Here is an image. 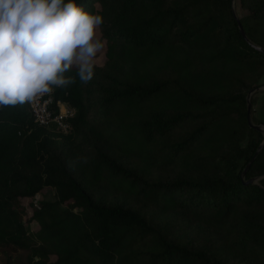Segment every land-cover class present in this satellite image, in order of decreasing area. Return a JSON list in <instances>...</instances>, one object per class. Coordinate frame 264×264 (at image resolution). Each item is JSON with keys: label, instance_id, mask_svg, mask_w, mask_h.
I'll list each match as a JSON object with an SVG mask.
<instances>
[{"label": "trees", "instance_id": "16d2710c", "mask_svg": "<svg viewBox=\"0 0 264 264\" xmlns=\"http://www.w3.org/2000/svg\"><path fill=\"white\" fill-rule=\"evenodd\" d=\"M76 2L103 18L104 69L52 91L76 109L67 134L27 103L0 108V264H264V144L241 177L264 139L246 119L264 53L233 1ZM237 2L264 47V0ZM45 187L55 199L25 219ZM178 211L220 240L185 242L165 217Z\"/></svg>", "mask_w": 264, "mask_h": 264}, {"label": "clouds", "instance_id": "9594fccd", "mask_svg": "<svg viewBox=\"0 0 264 264\" xmlns=\"http://www.w3.org/2000/svg\"><path fill=\"white\" fill-rule=\"evenodd\" d=\"M100 15L76 0H0V108L81 84L94 76L105 43Z\"/></svg>", "mask_w": 264, "mask_h": 264}, {"label": "rangeland", "instance_id": "374dc122", "mask_svg": "<svg viewBox=\"0 0 264 264\" xmlns=\"http://www.w3.org/2000/svg\"><path fill=\"white\" fill-rule=\"evenodd\" d=\"M233 9L237 16H240L244 14V10L239 6L237 0H233ZM97 36L105 43V39L101 35L100 28L97 30ZM106 46V44H105ZM105 47L101 50L100 53H98L97 59H96V67L94 72L99 73L104 69L105 65ZM264 82V77L262 79ZM100 81L94 80V83L91 84L93 93L90 95L89 100L90 101H97L98 98V85ZM264 85L261 86L258 90L254 91L250 97L251 102V111L250 116L252 122L255 124H260L264 128V96L263 91ZM95 104V103H94ZM99 116L98 106L95 104L94 107L91 109L90 117L92 120L97 119ZM263 133V132H262ZM245 144V142L243 143ZM55 191L51 187H45L42 191L37 193L33 197H27L22 198L21 202L23 205V208L25 210L24 218H28V216L31 214V208L34 204H37L41 200H53L55 199ZM115 199L126 205V207H133L136 204L129 199H125L122 197H115ZM166 220H169L170 224L173 225L175 228V232L186 242L191 241L194 244H199L200 242H206V241H218L220 240L221 236L219 231H217L212 226L203 223L200 220H196L195 218H192V216H189L183 211H178L172 214H168L165 216ZM28 228L36 229V224H30L27 223ZM10 254L14 258H24L26 256V253L23 251H16V252H10Z\"/></svg>", "mask_w": 264, "mask_h": 264}, {"label": "built area", "instance_id": "2783aa9c", "mask_svg": "<svg viewBox=\"0 0 264 264\" xmlns=\"http://www.w3.org/2000/svg\"><path fill=\"white\" fill-rule=\"evenodd\" d=\"M33 121L43 127H51L54 131L67 134L71 129V119L76 109L60 99L55 100L52 92L37 95L27 102Z\"/></svg>", "mask_w": 264, "mask_h": 264}, {"label": "water", "instance_id": "95a60500", "mask_svg": "<svg viewBox=\"0 0 264 264\" xmlns=\"http://www.w3.org/2000/svg\"><path fill=\"white\" fill-rule=\"evenodd\" d=\"M232 1H233V0H232ZM233 12H234V9H233ZM234 17H235V19H236V21H237V24H238V27H239V31H240L241 35L243 36V38H244L247 42H249V43H250V44H251L256 50H258V51L264 53V47L259 46V45H256V44H254L253 42H251V41L248 39V37H247V35H246V33H245V31H244V29H243V27H242V25H241L239 19H238V16L235 14V12H234ZM259 88H260V87H256V88L250 90V91L247 93V96H246V103H247V108H246V119H247V123H248V125H249L251 128L256 129V130H258V131L264 133V128H263L260 124H255V123H253L252 120H251V116H250V111H251L250 97H251L252 93H253L254 91L258 90ZM263 144H264V139H263V141L261 142V144H260V146L258 147V149L255 151V153H254L253 157L251 158V160L246 164V166H245L244 169L242 170V172H241V177H242V178H244V175H245V172H246L248 166H249L250 163L255 159V157L258 155V153H259L261 147L263 146ZM253 181H254V178H250V179L247 180V182H253Z\"/></svg>", "mask_w": 264, "mask_h": 264}]
</instances>
